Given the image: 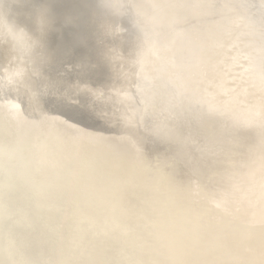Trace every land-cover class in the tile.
I'll list each match as a JSON object with an SVG mask.
<instances>
[{
  "label": "bare ground",
  "instance_id": "bare-ground-1",
  "mask_svg": "<svg viewBox=\"0 0 264 264\" xmlns=\"http://www.w3.org/2000/svg\"><path fill=\"white\" fill-rule=\"evenodd\" d=\"M193 1L197 18L165 23L146 0H112L119 17L89 0H0V146L39 176L33 189L50 183L38 203L66 193L86 214L166 216L170 232L156 224L143 247L150 264H264L259 31L226 0ZM210 24L216 54L180 55L195 71L185 79L164 56ZM199 88L209 100L190 124ZM80 154L102 167L64 189ZM103 256L93 247L81 264Z\"/></svg>",
  "mask_w": 264,
  "mask_h": 264
},
{
  "label": "water",
  "instance_id": "water-1",
  "mask_svg": "<svg viewBox=\"0 0 264 264\" xmlns=\"http://www.w3.org/2000/svg\"><path fill=\"white\" fill-rule=\"evenodd\" d=\"M89 1L103 13L120 16L119 10L112 6V0ZM146 1L160 22L184 23L197 18L200 13L199 2L195 3L193 0ZM226 1L238 7L241 14L256 26L261 50L258 55H253V62L256 65L264 64V3L259 4L258 0ZM254 9L257 11L254 12ZM249 12L253 13L254 18L248 16ZM126 20L131 23L129 19ZM216 32L212 24L205 27L202 34L197 30L193 31V34L188 30L184 31L176 46L164 56L174 59L173 71L185 79L192 78L194 69L180 55L183 54L185 58L186 54V59L192 55L203 60L206 56L213 58L216 54L212 47L213 41L223 38ZM214 60L215 58L212 62ZM196 93L189 103L190 110L195 113L189 118L190 121L193 120L190 124L197 121L196 118L200 116L197 111L205 108L208 104L206 100H209V94L202 89L199 88ZM154 102L157 103L155 100ZM7 139L8 135L0 131V143H6ZM11 153V156L5 154L0 146V264H81L84 256L92 251L93 247L105 256V264L151 263L143 257V247L147 238L150 239L151 232L155 231L156 224L165 225L170 232L173 225L168 222L166 216L156 214V219L159 215L163 221L157 219L156 224H151L143 215L127 220L123 215L110 214L103 209L95 214H86L80 202L73 201L66 193L61 194L60 198L47 197L44 199L47 201L45 204L38 203L35 192L40 196L44 193L47 196L50 183H38L36 189H33L32 184L35 185L39 176L34 175L18 154ZM79 158L81 160L76 166L63 173L66 179L61 182L67 181L64 189L73 188L82 178L96 175L102 167L100 158L92 160L83 154H80ZM164 213L169 214L167 211ZM34 239L38 240L37 247L32 246ZM171 243L173 244L168 239L164 241L167 251L173 250ZM176 256L177 254H174L171 257V263Z\"/></svg>",
  "mask_w": 264,
  "mask_h": 264
},
{
  "label": "snow or ice",
  "instance_id": "snow-or-ice-1",
  "mask_svg": "<svg viewBox=\"0 0 264 264\" xmlns=\"http://www.w3.org/2000/svg\"><path fill=\"white\" fill-rule=\"evenodd\" d=\"M123 3H124V5L126 6V8L128 9V10H130L131 9V5L128 3V0H123ZM262 3H264V0H262ZM113 7H118L119 5L118 4H114V5H112Z\"/></svg>",
  "mask_w": 264,
  "mask_h": 264
}]
</instances>
